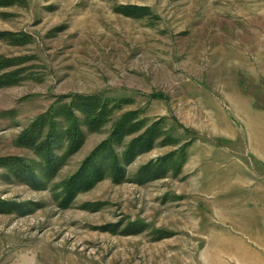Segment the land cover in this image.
<instances>
[{
	"label": "rangeland",
	"instance_id": "1",
	"mask_svg": "<svg viewBox=\"0 0 264 264\" xmlns=\"http://www.w3.org/2000/svg\"><path fill=\"white\" fill-rule=\"evenodd\" d=\"M0 264H264V0H0Z\"/></svg>",
	"mask_w": 264,
	"mask_h": 264
}]
</instances>
